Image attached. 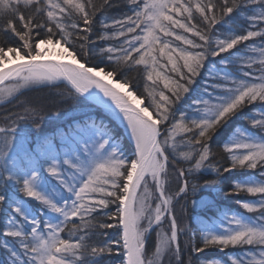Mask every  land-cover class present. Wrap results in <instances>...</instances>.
<instances>
[{
  "label": "snow or ice",
  "instance_id": "obj_1",
  "mask_svg": "<svg viewBox=\"0 0 264 264\" xmlns=\"http://www.w3.org/2000/svg\"><path fill=\"white\" fill-rule=\"evenodd\" d=\"M60 84L109 123L78 125L62 153L33 148L19 124L40 130L44 105L19 96ZM14 102L0 264H264V0H0V105ZM189 190L216 209L195 230L175 212ZM231 198L243 211L217 207Z\"/></svg>",
  "mask_w": 264,
  "mask_h": 264
},
{
  "label": "trees",
  "instance_id": "obj_2",
  "mask_svg": "<svg viewBox=\"0 0 264 264\" xmlns=\"http://www.w3.org/2000/svg\"><path fill=\"white\" fill-rule=\"evenodd\" d=\"M123 12H127L126 6H122L120 9H113L109 15L119 16ZM97 30H99L98 26ZM93 39H95V37H93ZM257 43H259L258 40ZM132 75L135 76V73ZM204 76L207 77V70L204 71ZM202 90L203 80L201 81V91ZM66 94L67 89L63 84H60L58 87H35L24 91L23 95L19 96L18 102L31 101L33 103H43L44 105L41 129H35L29 121L30 128L24 132V134L28 137L29 145H37L42 137H48L52 139L54 151L62 153L67 144L70 143V138L76 136L75 130L78 125L88 121L89 118L94 119L97 122L103 119L105 123H109L107 114L103 109L98 108L91 103L84 104L80 101L65 100L64 97H66ZM18 102L0 105V125L3 124L4 117L9 113L21 110L17 107ZM190 103L191 100H188L184 107L187 108ZM56 113H59V115H56ZM62 120L66 121L61 123ZM112 126L114 131L118 133L120 147L124 150L125 155L130 156V147H133L132 144L117 124H112ZM213 147L215 149L218 145L214 144ZM217 160L220 163H223V160L220 157H218ZM242 175H244V173L237 170L232 174V177H240ZM190 182L203 185L204 181L202 178H197L192 179ZM202 197H208V193L200 191L193 193L189 190L188 195L184 199H181L179 203L175 202V212L178 220L182 221V223L188 225L189 228L193 230L199 226L201 220H206L209 217L214 218L213 213L216 211V209L213 208L211 212H208L207 215H205L206 210L203 207L196 206L195 204V202L199 201ZM236 199L237 198L228 199L225 203L218 204L217 207L225 209L230 207L233 211H243L242 209H239V206L236 204ZM109 232L113 238L117 236L115 230H109ZM198 235L199 233H197V236ZM210 252H215V250H210ZM216 255L218 258H223L224 254L216 253ZM0 257H3L2 250H0ZM115 264H120L119 258L115 260Z\"/></svg>",
  "mask_w": 264,
  "mask_h": 264
},
{
  "label": "rangeland",
  "instance_id": "obj_3",
  "mask_svg": "<svg viewBox=\"0 0 264 264\" xmlns=\"http://www.w3.org/2000/svg\"><path fill=\"white\" fill-rule=\"evenodd\" d=\"M37 87H43V86H37ZM26 91V90H25ZM66 120H62L61 121V123L62 122H65ZM118 127H120L121 129H122V131L125 133V135L127 136V138H128V140H129V142L131 143V141H130V137H129V135H128V133L124 130V128H123V125H118ZM30 128V122H27V123H25V122H20V124H19V128H18V131H20V130H23L24 132L27 130V129H29ZM29 141V140H28ZM31 147H36V145H30ZM133 147H134V145H132ZM169 172H170V186H171V188L172 189H175V186H176V177H175V173L174 172H172V170L170 169L169 170ZM174 203H175V201H174ZM175 209H176V206H175ZM180 221V220H179ZM181 223H182V221H180ZM182 224H184V223H182ZM188 226V225H187ZM164 227H165V229L167 228V223L165 222V224H164ZM189 227V226H188ZM155 239H156V235H155V232H152L151 234H150V237H149V241H148V247L149 248H151L153 245H154V243H155ZM184 239V237L182 236L181 237V240H183Z\"/></svg>",
  "mask_w": 264,
  "mask_h": 264
},
{
  "label": "water",
  "instance_id": "obj_4",
  "mask_svg": "<svg viewBox=\"0 0 264 264\" xmlns=\"http://www.w3.org/2000/svg\"><path fill=\"white\" fill-rule=\"evenodd\" d=\"M96 106H98V105H96ZM98 107H100V106H98Z\"/></svg>",
  "mask_w": 264,
  "mask_h": 264
}]
</instances>
